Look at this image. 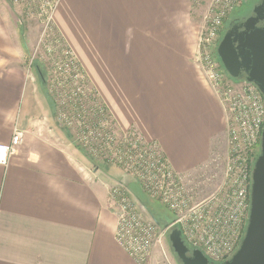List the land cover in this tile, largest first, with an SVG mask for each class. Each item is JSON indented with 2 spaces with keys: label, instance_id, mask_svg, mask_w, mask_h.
<instances>
[{
  "label": "crops",
  "instance_id": "0c3cea01",
  "mask_svg": "<svg viewBox=\"0 0 264 264\" xmlns=\"http://www.w3.org/2000/svg\"><path fill=\"white\" fill-rule=\"evenodd\" d=\"M190 7L188 0H56L54 11L79 61L93 64L90 76L112 81L114 90L97 91L119 127L155 142L179 174L203 166L227 127L196 62L194 34H180ZM3 47L0 11V143L21 135L0 165V264H139L115 240L114 171L107 177L53 128L33 74L7 66Z\"/></svg>",
  "mask_w": 264,
  "mask_h": 264
},
{
  "label": "built area",
  "instance_id": "2783aa9c",
  "mask_svg": "<svg viewBox=\"0 0 264 264\" xmlns=\"http://www.w3.org/2000/svg\"><path fill=\"white\" fill-rule=\"evenodd\" d=\"M241 1L211 0L209 24L200 34L196 48L201 72L220 101L227 123L225 174L209 198L200 203H190L183 174L171 168L155 142H148L134 133L116 138L100 128L103 126L101 120L84 119L82 109H77L68 118L65 113L58 114L63 125L77 129L80 142L91 156L99 154L96 146L102 144L105 158L108 156L114 162L119 160L124 169H140L138 174L146 181V191L156 194L177 214L173 224L181 230L184 242L191 248L200 249L213 263L231 257L242 240L250 203L251 169L247 165V154L260 148L264 128V97L257 85L229 78L213 53L220 39L218 31L222 19ZM77 75L76 71L73 76ZM20 141V132H14L8 143H0V165H6L10 152ZM124 141L127 144L122 150ZM109 198L117 220L115 240L135 261L143 264L161 235L157 223L146 216L140 201L124 184L119 182L111 186Z\"/></svg>",
  "mask_w": 264,
  "mask_h": 264
},
{
  "label": "rangeland",
  "instance_id": "374dc122",
  "mask_svg": "<svg viewBox=\"0 0 264 264\" xmlns=\"http://www.w3.org/2000/svg\"><path fill=\"white\" fill-rule=\"evenodd\" d=\"M188 1L191 7L189 15L185 17L187 22L182 23L180 34L185 39H192L194 34L195 41L198 43L200 34L209 24L207 18L211 0ZM259 2L260 0H242L234 10L229 11L222 19L218 31L220 39L229 28L231 21L251 15L253 7ZM55 6L56 0H0L3 19L4 62L7 66L19 65L33 74L40 87V93L42 91L51 104L48 116L51 117L53 128L60 131L62 135L68 136L69 143L81 150L93 167L99 168L101 171L104 170L103 174L107 177H112L110 171H114L115 183L120 182L127 186L144 207L146 216L151 217L157 223L161 235L152 245L143 264H182L173 251L168 238L171 229L177 227L173 224L177 219V214L163 204L156 194L152 195L146 191V181L138 174L140 169H124V164L120 166L119 160L115 159L114 162L108 156L105 158L104 145L102 144L100 147L96 146L99 149V154L91 156L87 148L80 142L77 129L65 126L59 120L60 112L65 113L66 117H70L77 109H82L81 113L84 119L101 120L103 126L100 125V128L110 132V135H115L116 138H122L123 134L129 133L139 134L143 138L135 127L127 129L119 127L116 118L108 110L97 91L114 90L112 81L108 78L104 79V77L99 78L100 76L98 77L96 73L94 74L97 78L90 76L87 71L92 69L93 64H82L79 61L74 52L75 48L70 46L54 20ZM213 53L218 58L216 49L213 50ZM194 56L199 65L196 51ZM76 71L78 75L74 77ZM80 104H83L82 108ZM129 137L131 138V134ZM126 144L124 141L122 150L125 149ZM227 150V137L226 141H224V137L219 138L212 143L208 161L198 169L182 175L191 204L200 203L216 192L219 183L224 178ZM122 152H118L119 156ZM259 152L260 148L254 149L249 155L247 154V165L251 171ZM246 220L248 219H244L246 222L244 232L247 225ZM188 247L192 249L190 246Z\"/></svg>",
  "mask_w": 264,
  "mask_h": 264
},
{
  "label": "water",
  "instance_id": "95a60500",
  "mask_svg": "<svg viewBox=\"0 0 264 264\" xmlns=\"http://www.w3.org/2000/svg\"><path fill=\"white\" fill-rule=\"evenodd\" d=\"M216 54L230 78L253 82L264 97V0L255 5L252 14L239 25L224 32ZM168 238L182 264H264V128L260 152L251 171L247 225L231 257L222 262H211L200 249L187 246L178 227L171 229Z\"/></svg>",
  "mask_w": 264,
  "mask_h": 264
},
{
  "label": "flooded vegetation",
  "instance_id": "af4514ba",
  "mask_svg": "<svg viewBox=\"0 0 264 264\" xmlns=\"http://www.w3.org/2000/svg\"><path fill=\"white\" fill-rule=\"evenodd\" d=\"M259 3H260V2H259ZM243 19H244V16H242V18L235 19V20L231 21V23H230V25H229V28H231V27H233V26H237V25H239V24L243 21ZM259 24H261V22H260ZM229 28H228V29H229ZM237 29H238V31L241 30V28H237Z\"/></svg>",
  "mask_w": 264,
  "mask_h": 264
},
{
  "label": "trees",
  "instance_id": "16d2710c",
  "mask_svg": "<svg viewBox=\"0 0 264 264\" xmlns=\"http://www.w3.org/2000/svg\"><path fill=\"white\" fill-rule=\"evenodd\" d=\"M187 244V243H186ZM188 245V244H187ZM189 246V245H188Z\"/></svg>",
  "mask_w": 264,
  "mask_h": 264
}]
</instances>
